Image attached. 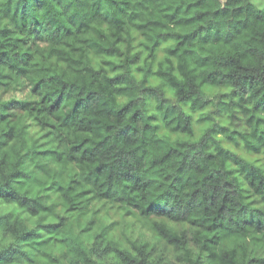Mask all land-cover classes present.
<instances>
[{"label": "clouds", "instance_id": "clouds-1", "mask_svg": "<svg viewBox=\"0 0 264 264\" xmlns=\"http://www.w3.org/2000/svg\"><path fill=\"white\" fill-rule=\"evenodd\" d=\"M201 2L228 11L220 16L209 13L206 27L189 37L188 53L180 55V77L175 75L173 66L158 84H153L152 79L160 74L151 72L140 79L135 64H123L117 70L125 74L120 80L109 79L112 65L98 75L92 72L93 65L87 57L95 45L85 42V36L104 17H108L106 22L117 23L113 19V5L126 13L139 12L146 21L160 19L159 9L170 3L173 8L179 6V14L188 15L184 11L188 0H158L157 5L147 4L146 0H47V7L34 12L33 17L41 21L37 30L49 42L48 47L32 42L28 33L36 27L31 23L33 17L22 19L17 11L31 0H0V29L6 30L0 32V51L9 53L7 64L0 63V153L6 154L0 156L4 160L0 163V186L7 184L8 190L14 191L23 204L14 217L5 216L0 221V241L12 246L5 258H0V264L117 261L115 255L108 257L104 253L103 236L92 243L103 224L94 221V227L87 221L92 219L94 206L99 203H105L116 215L128 214L114 245L122 248L128 259L119 257L118 264H165L150 247H139L142 240L147 243L154 236L155 229L127 234L129 220L148 227L170 222L191 225L195 221L196 228L188 227L189 236L195 232L216 236L215 241L202 240L195 246L204 248L199 253L200 264H217L216 260L208 259L209 252L218 257L217 241L225 237L264 238V187L256 195L255 188H248L249 181L244 179L248 171L241 172L245 160L258 159L261 171L257 182L264 181V112L244 111L251 107L250 96L257 92L264 96V44L235 39L240 32H245L248 41L252 37L259 41L264 36V0ZM73 12L78 15L73 17ZM121 20L126 22L128 16ZM174 23L162 21L160 30L171 32ZM80 24L85 28L80 29ZM148 35L151 38L152 33ZM25 39L26 46L18 44V40ZM205 40H228L230 47L221 43L205 45L202 43ZM209 48L219 51L209 52ZM249 48L252 51L245 52ZM17 49L30 51L31 59H13ZM205 54L211 57L206 70L198 66ZM61 61L69 65L83 61L75 65L81 75L69 80L66 73L50 71ZM213 68L217 75L210 77L208 73ZM21 69L24 74L18 76ZM49 76L56 79L50 81ZM81 78L88 82L87 88L73 86ZM213 80L222 85L218 91L229 93L223 103L221 97L203 91L204 84ZM9 99L31 103L5 107ZM234 115L238 119L234 120ZM249 115H259L261 123H247ZM45 133L50 135L41 141ZM181 133H188L186 143L174 141ZM83 137H88L92 149L87 155L73 150ZM41 143L53 151L37 155ZM253 145L259 156L249 151ZM225 157L231 161L227 166ZM12 172L18 175L13 176ZM225 181L235 187L227 189L228 204L221 210ZM241 189H247V195L256 203L250 204L243 194H231ZM81 192L88 193L87 199L80 197ZM101 197L106 199L101 201ZM16 207L12 205L13 209ZM69 207L74 211L66 212ZM44 208L48 211H42ZM8 211L5 205L3 212ZM65 216L70 219L64 220L56 231L68 232L71 228L78 233L85 224L88 230L65 241L60 254L50 251L52 245L38 248L37 234L39 239H47V232L53 230L45 231L43 226L49 224L51 217ZM78 218L79 227H74ZM28 231H32V238L24 236ZM136 235L141 239L136 240ZM163 243H157L156 247L167 258L169 253ZM248 251L258 261L264 260V244ZM45 253H49L46 260ZM191 255H197L196 251Z\"/></svg>", "mask_w": 264, "mask_h": 264}, {"label": "trees", "instance_id": "trees-1", "mask_svg": "<svg viewBox=\"0 0 264 264\" xmlns=\"http://www.w3.org/2000/svg\"><path fill=\"white\" fill-rule=\"evenodd\" d=\"M147 4L157 5L158 0H146ZM47 7V0H31V3H25L21 8H18L21 18L25 17H33V13L37 10L44 9ZM114 7V16L113 19L117 21V23L106 22L108 17H104V20L101 21L100 24L94 27L93 31H88L85 36V42L95 45V48L89 51L87 59L93 65L92 72L95 74H99V72L105 71L107 66H113V72L110 74V80H120L125 74L121 71H117L118 69L123 67V64H135L136 74L138 78L143 79L148 73L155 72L160 75L154 77L152 79L153 84H158L160 81V77L167 75L168 70L173 66L176 68L175 75L180 77L182 73L180 69L182 68V62L180 60V55H187L188 53V45L191 43L189 37H194L195 33L204 29L206 27V21L209 18V13L213 15L220 16L228 11V9H220L218 7L213 8L208 3H202L201 0H188V7L184 9L188 15L179 14L180 8L179 6L173 8L170 3L167 7H163L159 9L160 19L156 20H144L142 18V14L137 13H126L123 8ZM147 7L144 8V11L147 12ZM234 11H238V9H234ZM195 13V14H192ZM47 14V13H45ZM151 13H149L150 15ZM12 15H16V12H13ZM78 13L73 12L72 16L76 17ZM125 15L128 16V20L122 21L121 18ZM173 24V31H163L160 30V25L162 21H167V23ZM31 23L35 25V28L29 29V36H31L32 42L34 44L38 43L40 47H48L49 42L44 40L42 37V33L38 31L41 21L35 19L34 17L31 19ZM57 23H60V20L57 19ZM61 27H65V25L61 24ZM166 27V25H165ZM85 28L84 24H80V29ZM59 30V29H58ZM6 30L0 29V32H5ZM79 31V29H77ZM71 29H69L70 34ZM99 33L97 36L96 33ZM151 32L152 36L149 38L148 33ZM260 35V34H258ZM237 40H243L245 43L251 42L252 44L261 43L264 44V36H261V39L258 41L257 37H252L251 41L246 39L245 32L237 33ZM205 45H216L217 43H221L224 45H229V41H210L205 40L202 42ZM18 44L27 45L28 40H18ZM230 47V45H229ZM209 52L216 51L218 53V49L209 48ZM252 49H245V52H251ZM239 55V53H237ZM9 53L7 51H0V63L7 64V58ZM17 57H27L31 59L30 51L21 52L18 49L13 54V59ZM225 59L228 58V52L224 53ZM211 59V57L205 54L201 60L202 63H199V67L202 69H207L210 67L206 62ZM151 62V63H149ZM77 63H83V61H74L73 65L67 64L66 61H61L56 69H50V71H60L62 73H66L69 80H75L77 75H81L80 70L75 67ZM224 66V65H221ZM240 67L244 68L245 71L248 69L244 64H241ZM11 68H15V65H11ZM163 70V71H161ZM196 69H193L195 71ZM24 74V69H21L17 75L22 76ZM208 75L210 77H215L217 75L215 69L209 72ZM227 75V74H225ZM7 79V77H6ZM48 79L55 80V76H49ZM254 79V77H253ZM68 81H66L67 86ZM73 86L78 88H87L88 82L81 78L80 82L74 84ZM222 87L221 84H217L215 80L212 83H206L203 86V91L206 95L209 96H219L221 97V103H223V99H226L229 93L220 92L218 89ZM59 91V89H57ZM35 92V88L32 90ZM234 94V93H233ZM91 95V93H88ZM87 98V97H85ZM60 99V97H57ZM243 100V98H241ZM249 101L251 102V107H246L244 111L246 113H254L259 114L264 112V96L259 95V93H255L253 96L249 97ZM43 101H41L42 103ZM31 102L27 100H17V99H9L7 103L4 105L7 107L8 104L16 105L23 104L29 105ZM76 103H79L77 100ZM248 103V102H245ZM126 107V105H125ZM233 119H238V117H233ZM255 122L257 125L261 123L259 115H249L247 123L251 124ZM26 127H32L31 125H26ZM179 127V125H177ZM195 131V129H193ZM50 133H45L40 137L41 141H46L47 137ZM188 133H181L178 136L174 137V141L177 142H187L189 139ZM73 150H79L85 155L89 154L92 149L89 147L88 137H83L80 139V143ZM53 150L48 147L45 143H41L40 150L37 155L44 156ZM253 156H259V152L255 150V146L253 145L250 149ZM27 153H25L26 155ZM6 155L5 153H0V156ZM84 157H81L83 160ZM75 160V158H73ZM226 165L227 163H231V161L227 160L225 157ZM0 163H4L3 159H0ZM259 164L258 159H249L243 162V169L241 172L247 170L248 176L244 177V179L248 180V188H255V194L259 195L261 187H264V181L257 182V176L260 173L261 169L257 167ZM255 174V175H254ZM11 175H18L16 172H12ZM205 180H208L209 177H205ZM75 183V181H72ZM71 186V185H70ZM230 181H225L224 188L225 194L223 196V203L221 204V210L228 204L229 193L227 189L234 188ZM48 189H46L47 191ZM59 191V189H57ZM215 194V193H213ZM232 195H241L243 194L244 199L248 200L250 204H255L256 201L251 199L247 195V189H241L239 192L231 193ZM80 197L82 199H87L88 193L81 192ZM195 195V193H193ZM27 199V198H25ZM101 201L106 199V197H101ZM17 205L15 209L12 208V205ZM7 205L10 209L8 212H3L4 206ZM23 207L21 201L17 199V194L8 190L7 184L0 186V221L3 220L5 216H15L20 208ZM245 208L248 207L247 204L244 205ZM106 209V211H105ZM244 208H241L243 211ZM42 211L47 212L48 209L44 208ZM74 209L69 207L66 209V212H72ZM252 211H258L257 209H252ZM108 213H112L109 215ZM127 213L120 212L119 215L113 213V209L109 208L105 203H99L98 206H94V210L92 211V219L87 221V224H93L95 227L94 221H99L103 224L99 234H97L92 243H95L96 239H100L101 236L104 237L106 244L104 247V253L107 254L108 257H112L115 255L117 257V261H113L109 259L106 261V264H118V258L125 256L124 250L122 248L114 247L115 243L119 241V237L122 233V229L124 228L123 220L127 216ZM70 219L69 217H51L49 220V224L43 226V229L46 231L48 228H52L53 230L47 232V239H39V234H37V247L43 248L49 245L53 247L50 249L51 252L56 254H60L62 252V246L65 244V241L72 240L73 236L83 235L88 229L87 224L85 227L80 228L79 232H75L73 229H68V232H65L63 229L61 231H56L57 228L64 222V220ZM137 223L134 221H129L127 224V234H132L133 231H142L144 228L148 232H152L155 229L154 236L147 241H141L139 247L147 248L150 247V251L156 252L161 256L162 260H165V264H200V255L199 253L204 251L203 246L196 248L195 246L199 244L202 240H208L209 242L215 241V234L205 235L201 232H195L191 236L187 234L188 227L196 228L197 225L195 221L191 223V225H186L177 222H170L163 225L152 224L151 227L146 226L145 224H139L140 228L136 227ZM251 225H249L250 227ZM37 227H40L37 225ZM74 227H79V218L78 223ZM259 230V229H257ZM107 232V234H105ZM25 237L32 238V231H28L24 233ZM108 237H112V239H108ZM136 240H140V236H135ZM163 243V248H165L169 256L165 258L163 256V252L160 251L156 244L159 242ZM264 244V238L259 236H253L251 240H248L245 237H225L219 241H217V246L220 249L219 256H216V253L209 252L208 259L216 260L217 264H264V260H259L256 255H250L249 249L256 247L259 248ZM110 246L112 250H110ZM11 243H5L4 241H0V258H5V253H7L11 249ZM195 250L197 255L192 256L191 252ZM49 253L44 254V259H47ZM8 257L6 259H10ZM134 264V262H133Z\"/></svg>", "mask_w": 264, "mask_h": 264}, {"label": "rangeland", "instance_id": "rangeland-1", "mask_svg": "<svg viewBox=\"0 0 264 264\" xmlns=\"http://www.w3.org/2000/svg\"><path fill=\"white\" fill-rule=\"evenodd\" d=\"M129 221H133V220H129ZM136 227L140 228V225L137 224ZM143 230H145V228H144ZM147 232H148V231H147Z\"/></svg>", "mask_w": 264, "mask_h": 264}]
</instances>
